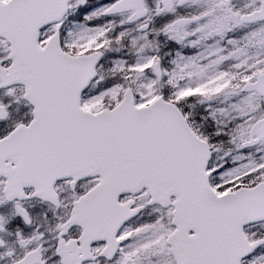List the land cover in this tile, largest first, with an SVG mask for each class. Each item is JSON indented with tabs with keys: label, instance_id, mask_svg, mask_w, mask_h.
I'll return each instance as SVG.
<instances>
[{
	"label": "snow or ice",
	"instance_id": "1",
	"mask_svg": "<svg viewBox=\"0 0 264 264\" xmlns=\"http://www.w3.org/2000/svg\"><path fill=\"white\" fill-rule=\"evenodd\" d=\"M0 264H264V0H0Z\"/></svg>",
	"mask_w": 264,
	"mask_h": 264
}]
</instances>
